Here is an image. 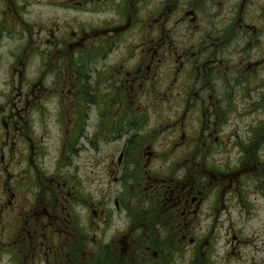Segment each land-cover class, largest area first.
<instances>
[{"label": "flooded vegetation", "instance_id": "af4514ba", "mask_svg": "<svg viewBox=\"0 0 264 264\" xmlns=\"http://www.w3.org/2000/svg\"><path fill=\"white\" fill-rule=\"evenodd\" d=\"M249 219L264 0H0V264H247Z\"/></svg>", "mask_w": 264, "mask_h": 264}, {"label": "rangeland", "instance_id": "374dc122", "mask_svg": "<svg viewBox=\"0 0 264 264\" xmlns=\"http://www.w3.org/2000/svg\"><path fill=\"white\" fill-rule=\"evenodd\" d=\"M116 147L114 144H106V143H102L101 144V149L100 152L97 154V156L94 155L92 161L91 158L88 156L87 157V161L88 163V171L90 172L92 168H89L90 163H92L93 166V173L90 174L88 173L89 178L91 177H96L99 174L100 171V167L97 163V161L99 160V158L103 155L108 154L109 152L115 150ZM218 159H222L223 156L219 155L217 157ZM85 188L87 193L89 194L90 191L96 192L97 189V185L95 182H93L92 184L90 182L84 183ZM262 225V221L259 222L258 220H247L246 224H245V230L248 234H253L252 238L254 239L253 241V250L248 249L247 250V254L246 253H242V258L243 260H245L244 257L247 258V264H264V227L261 226ZM256 233V234H255ZM256 235H260L259 238L256 237ZM263 261V262H261Z\"/></svg>", "mask_w": 264, "mask_h": 264}]
</instances>
